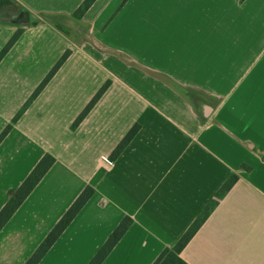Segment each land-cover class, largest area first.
<instances>
[{
  "label": "crops",
  "instance_id": "crops-1",
  "mask_svg": "<svg viewBox=\"0 0 264 264\" xmlns=\"http://www.w3.org/2000/svg\"><path fill=\"white\" fill-rule=\"evenodd\" d=\"M12 1L0 53L22 34L0 62V135L71 55L0 144V211L45 155L56 159L0 232V264H26L87 187L39 264H89L126 217L103 264H154L234 174L181 258L264 264V0H96L81 19L85 0Z\"/></svg>",
  "mask_w": 264,
  "mask_h": 264
},
{
  "label": "trees",
  "instance_id": "trees-1",
  "mask_svg": "<svg viewBox=\"0 0 264 264\" xmlns=\"http://www.w3.org/2000/svg\"><path fill=\"white\" fill-rule=\"evenodd\" d=\"M96 0H85L84 3L78 8V10L74 13L73 17L76 19H81L85 13L90 9L93 3ZM15 7V3L12 0H0V10L13 8ZM49 18V17H48ZM36 24V23H35ZM22 31L19 30L8 42V44L4 47V49L0 53V62L7 55V53L11 50L17 40L20 38ZM71 55L70 51H67L61 59L57 62V64L53 67L50 73L45 77L39 87L35 90L31 98L22 108V110L15 116L12 123L9 124L5 130L0 135V144L7 137V135L13 129V125L17 123V121L21 118L24 112L29 108V106L33 103V101L40 95V93L44 90V88L48 85L51 79L55 76V74L59 71V69L63 66V64L67 61L69 56ZM110 86V81H108L96 94V96L92 99V101L88 104L85 110L80 114L75 123L72 126V129H76L81 122L87 117L89 112L93 109V107L97 104V102L101 99V97L105 94L107 89ZM140 130L139 125H135L131 128V130L127 133V135L123 138V140L118 144L115 150L111 154V159L116 160L125 148L131 143L133 138L137 135ZM56 159L51 155H45L39 163L35 166L29 176L25 179V181L21 184V186L17 189V191L13 194V196L9 199V201L5 204V206L0 211V232L7 225L10 219L15 215L18 209L22 206V204L27 200V198L31 195V193L35 190L41 180L45 177V175L49 172V170L55 164ZM245 171H251V168L243 166ZM239 177L238 175H232L221 188V190L217 193L215 199H213L208 206L205 208L203 213L194 221V223L189 227L187 232L182 236V238L178 241V243L173 248H166L154 264H188L181 258V253L185 249V247L189 244V242L193 239L196 233L200 230L203 224L207 221V219L211 216L213 211L219 205V202L225 197V195L233 188V186L237 183ZM94 189L91 187H87L76 199V201L72 204V206L68 209V211L64 214V216L60 219V221L56 224L53 230L49 233L46 239L41 243L32 257L28 260L26 264H39L49 250L54 246L57 240L61 237V235L65 232V230L69 227V225L73 222V220L77 217V215L81 212L87 202L94 195ZM133 224V220L129 217L124 218L118 227L114 230L105 244L100 248L97 254L93 257L89 264H103L115 246L120 242V240L127 233L131 225Z\"/></svg>",
  "mask_w": 264,
  "mask_h": 264
},
{
  "label": "water",
  "instance_id": "water-1",
  "mask_svg": "<svg viewBox=\"0 0 264 264\" xmlns=\"http://www.w3.org/2000/svg\"><path fill=\"white\" fill-rule=\"evenodd\" d=\"M29 15L28 14H26V16H25V19H23L22 21H21V23H29Z\"/></svg>",
  "mask_w": 264,
  "mask_h": 264
}]
</instances>
